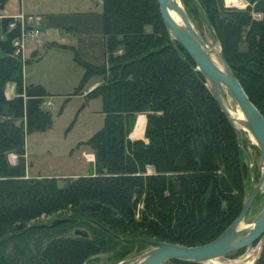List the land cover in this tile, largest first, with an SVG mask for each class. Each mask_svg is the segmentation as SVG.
<instances>
[{
	"label": "trees",
	"instance_id": "1",
	"mask_svg": "<svg viewBox=\"0 0 264 264\" xmlns=\"http://www.w3.org/2000/svg\"><path fill=\"white\" fill-rule=\"evenodd\" d=\"M182 1L189 18L209 21L224 58L264 116V0H248L245 9L227 8L222 0ZM101 6L107 63H83L87 75L100 77L88 96L101 97L104 121L84 141L95 153V168L69 177L65 186L55 177L26 174V134L50 127L52 118L43 106L44 87L23 84L24 63L14 45L18 23L10 28L13 17L0 18V264H32V234L68 226L91 233L41 241L42 264H84L103 251L118 262L136 245L120 237L202 245L230 225L247 196L245 141H238L191 56L168 34L158 1L101 0ZM8 82L15 83L11 99L4 92ZM140 113L144 140H131V121ZM10 153L17 155L15 164ZM55 213L77 222L28 229L32 219ZM257 264H264V251Z\"/></svg>",
	"mask_w": 264,
	"mask_h": 264
},
{
	"label": "rangeland",
	"instance_id": "2",
	"mask_svg": "<svg viewBox=\"0 0 264 264\" xmlns=\"http://www.w3.org/2000/svg\"><path fill=\"white\" fill-rule=\"evenodd\" d=\"M222 2L227 8L245 9L249 6L248 0H240L239 6L226 3L225 0ZM0 6V18L2 14L20 16L17 23L21 37L24 31L23 43L26 48L22 58L23 84L33 83L44 87L48 95L45 97L43 106L50 111L52 118L50 127L26 134L24 159L27 176L55 177L59 186H65L69 177L94 173L95 153L84 144V141L101 128L104 114L101 97L88 96V92L96 85L93 88L92 86L99 83L100 77L95 74L87 75L83 63L93 66L107 63L101 0H0ZM251 15L255 19L261 18L259 13L251 11ZM190 20L208 46L216 50L221 48L213 32L208 29L200 16L192 14ZM29 27L39 30L37 37L28 34ZM146 29L149 30L150 27L147 26ZM213 48H210L211 55L219 64L217 53ZM245 48L246 45L242 42L240 49ZM117 52L120 51L117 50ZM13 94L16 95V90ZM223 95L232 111L239 110L225 89ZM2 109L5 110V106H2ZM137 115L131 121L128 138ZM241 135V139L245 141L242 146L245 144L243 147L251 159V163L246 159L248 170L251 169L246 183L247 195L252 184L256 183L264 172V163L261 164L260 150L251 139V135L248 132H241ZM142 137L144 140V134ZM130 139L134 140V138ZM8 159L15 164L18 158L15 153H10ZM151 170L152 168L148 167V171ZM263 206L264 193L255 198L243 225L251 223ZM141 208L142 204L138 203L136 216ZM64 212L71 213L67 209ZM62 216L58 213L53 214L52 217L40 215L32 219L28 226L47 223L51 221V218ZM76 228H82L88 234L91 233L87 227L79 225L32 234L30 244L35 257L32 259V264H42L37 255L39 249L37 246L41 241L44 242L57 234H74ZM135 244L126 257L118 262L111 257V251H103L84 264H118L149 250V247L143 243ZM259 250L260 246L257 242L251 247L216 259L214 264H245L246 257L253 254L251 264H257ZM203 264L213 263L210 261Z\"/></svg>",
	"mask_w": 264,
	"mask_h": 264
},
{
	"label": "water",
	"instance_id": "3",
	"mask_svg": "<svg viewBox=\"0 0 264 264\" xmlns=\"http://www.w3.org/2000/svg\"><path fill=\"white\" fill-rule=\"evenodd\" d=\"M157 1L159 12L168 34L185 48L195 62L197 69L207 81L221 111L234 129L238 141L243 129H246L252 135V138L260 150V161L261 164H263L264 116L244 91L233 70L224 58L221 48L216 50L219 60L218 64L211 55V49L208 48L205 40L200 36L188 17L182 0H180V3L176 0ZM171 12L178 16V22L172 18ZM204 19L208 29L214 32L209 21L206 18ZM224 89L230 94L242 112L244 117L243 120L235 121L230 116L228 108L224 103ZM241 149L244 151L248 162L251 163L248 152L242 145ZM250 170L251 169H249V173ZM263 185L264 172L261 173L257 182L252 184V188L247 194L238 216L212 241L202 245L183 246L141 237H120L119 240L122 244L143 243L149 247V250L137 257L123 260L118 264H163L170 260L206 263L231 252L251 247L255 242H258L260 246L259 258L264 251V206L255 215L251 223L245 225H243V223L255 198L264 193ZM76 222L77 220L75 218L60 217L54 218L50 223L29 225L28 229H50L60 225L74 224ZM25 232L26 230L23 231L21 235L24 236ZM73 233L81 237L89 236L88 232L82 228H76Z\"/></svg>",
	"mask_w": 264,
	"mask_h": 264
},
{
	"label": "bare ground",
	"instance_id": "4",
	"mask_svg": "<svg viewBox=\"0 0 264 264\" xmlns=\"http://www.w3.org/2000/svg\"><path fill=\"white\" fill-rule=\"evenodd\" d=\"M177 2H179L180 3V0H176ZM226 1V3H231V4H234V5H237V6H239L241 3H240V0H225ZM244 7V6H243ZM240 8V7H239ZM171 14V16H172V18L175 20V21H179V18H178V16L175 14V13H173V12H171L170 13ZM208 48H213V47H211V46H208ZM213 50H215L216 51V48H213ZM224 96V95H223ZM224 103H225V105H226V107L228 108V111H229V113H230V116L235 120V121H237V120H243L244 119V117H243V115H242V112L240 111V109L239 110H237L236 112H234V111H232L231 110V108H229L228 107V104H227V101H226V99H224ZM144 122H145V116L144 115H142V114H139V115H137V118H136V121H135V124H134V127H133V130L131 131V134H130V138H134V139H139V138H141V136H142V130H143V125H144ZM243 132H248L246 129H243L242 130V133ZM249 133V132H248ZM250 134V133H249ZM251 135V134H250ZM242 136V135H241ZM251 139L254 141V139L252 138V135H251ZM255 253V252H254ZM253 258H254V254L253 255H248L247 257H246V263L245 264H251V262H252V260H253ZM216 259H213V260H211V263H215L216 261H215ZM240 262V261H239ZM253 264V263H252Z\"/></svg>",
	"mask_w": 264,
	"mask_h": 264
},
{
	"label": "built area",
	"instance_id": "5",
	"mask_svg": "<svg viewBox=\"0 0 264 264\" xmlns=\"http://www.w3.org/2000/svg\"><path fill=\"white\" fill-rule=\"evenodd\" d=\"M13 18H14L15 21L12 22V23H10V28L15 27V23L18 22L17 20L20 19V16L13 17ZM29 28H30V30H29L28 34H32L34 37H37L38 34H39V30L38 29H35L33 27H29ZM24 37H25V34H24V31H23L22 37L19 36V37H17L14 40V45L16 47L15 54L21 56V58H24L25 50H26L25 45L23 43Z\"/></svg>",
	"mask_w": 264,
	"mask_h": 264
},
{
	"label": "crops",
	"instance_id": "6",
	"mask_svg": "<svg viewBox=\"0 0 264 264\" xmlns=\"http://www.w3.org/2000/svg\"><path fill=\"white\" fill-rule=\"evenodd\" d=\"M2 16L14 17V16L6 15V14H2ZM97 84H98V82L96 84H94L92 86V88L95 85H97ZM24 85H27V84H24ZM14 90H15V83L14 82H8V83H6L5 90H4L6 98L11 99L14 96V94H13ZM139 139H143V137L141 136V138H139Z\"/></svg>",
	"mask_w": 264,
	"mask_h": 264
}]
</instances>
